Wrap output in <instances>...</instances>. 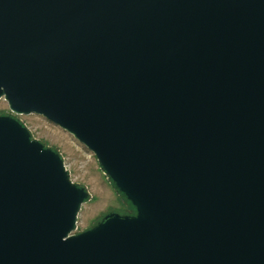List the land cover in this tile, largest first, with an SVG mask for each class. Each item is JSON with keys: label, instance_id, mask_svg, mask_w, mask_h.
I'll list each match as a JSON object with an SVG mask.
<instances>
[{"label": "water", "instance_id": "obj_1", "mask_svg": "<svg viewBox=\"0 0 264 264\" xmlns=\"http://www.w3.org/2000/svg\"><path fill=\"white\" fill-rule=\"evenodd\" d=\"M0 99L72 135L134 213L0 115V264H264V0H0Z\"/></svg>", "mask_w": 264, "mask_h": 264}, {"label": "rangeland", "instance_id": "obj_2", "mask_svg": "<svg viewBox=\"0 0 264 264\" xmlns=\"http://www.w3.org/2000/svg\"><path fill=\"white\" fill-rule=\"evenodd\" d=\"M0 115H11L29 129L33 139L59 153L72 182L90 192V198L78 214L75 233L96 225L107 213H134L130 204L103 174L92 152L72 135L41 116L11 113L4 99H0Z\"/></svg>", "mask_w": 264, "mask_h": 264}, {"label": "bare ground", "instance_id": "obj_3", "mask_svg": "<svg viewBox=\"0 0 264 264\" xmlns=\"http://www.w3.org/2000/svg\"><path fill=\"white\" fill-rule=\"evenodd\" d=\"M47 146V145H46Z\"/></svg>", "mask_w": 264, "mask_h": 264}]
</instances>
